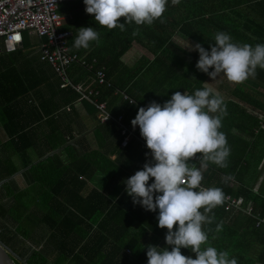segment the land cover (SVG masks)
Masks as SVG:
<instances>
[{
	"label": "trees",
	"instance_id": "16d2710c",
	"mask_svg": "<svg viewBox=\"0 0 264 264\" xmlns=\"http://www.w3.org/2000/svg\"><path fill=\"white\" fill-rule=\"evenodd\" d=\"M261 10H263L261 18H264V0H180V3L176 5L167 4V10L161 17L163 23L161 19H157L151 25H136L135 22L125 24L124 31L118 27L111 30L105 27L100 30L106 32L103 37L100 36L98 41H92L87 49L81 47V51H88L86 53L89 55L76 52L93 64V68L88 70L81 65L76 66L82 71L84 82L80 81V77L73 76L71 71H69L70 78L75 84L83 83L84 87L92 90V100L107 103V110L113 117L118 119L122 116L121 124L133 132L138 142L145 144L146 141L140 131L136 132L126 123L127 112L124 116L123 110L119 108L120 104L117 103L114 106L109 97L114 93L121 95L119 91H122V94H126L134 103L141 105L144 99H141L139 93L135 91L140 88L139 84L152 85L155 81L158 83L163 80L166 83L168 79L181 83L184 90L194 94L196 90L205 87L209 75L194 67L193 63L199 60L198 51L188 55L187 59L179 55L174 48L175 51L164 53L163 66L167 67L166 70L146 72L130 70L124 64L122 65L120 59L124 53L136 41L147 45L156 53L160 49L166 50L169 44L181 49L173 39L177 33L182 34L193 45L201 44L209 52L211 46H214L215 35L218 32L229 34L236 44H249L253 47L257 44H264V22L249 13L252 11L260 16ZM172 17L174 20H169ZM120 22L124 23V19L121 18ZM65 28L73 30L75 24L71 22ZM74 32H76L75 29ZM28 50V46L24 45L14 53L4 52L0 56V125L9 135V142L15 143L16 148H18V140L26 142L22 146L23 154L32 145L29 137L32 126L44 118H51V111H53L52 109L51 111L45 110L41 103L37 108H25V110L22 103L26 98L36 90L40 92L44 87L48 92L52 90L62 93L69 92L73 100L80 99L76 92L61 89L52 68L40 61V55L36 58L33 54L27 53ZM170 63L172 65L169 69ZM177 65L182 70H178ZM118 66L121 67L122 73ZM173 67L176 70H173ZM46 69H50L52 73H48ZM100 70L107 74L105 85L94 82ZM209 71L213 69L210 68ZM256 72L255 78L250 77L245 82L239 83L234 89L232 98L225 102L227 115L222 118L220 131L225 133L227 140L245 143V147L239 148H247V150H236L235 153L229 155L227 165H231L236 172L240 169L243 156L246 153L247 158L253 155L252 145L243 140L242 134L249 137L255 134L254 130L249 129L251 122L254 124L253 128L259 131L258 133H264L261 129V123H264V69L258 67ZM131 81L133 84L127 86ZM165 90L171 92L170 87H166ZM126 102L129 104V100ZM65 103L68 101L65 100ZM86 103L90 102L86 100ZM249 105L253 106V110L250 111ZM92 107V112L97 113L95 106ZM253 112L256 113L253 114ZM108 124H115L120 129V125L116 122ZM64 144L66 140L62 139L51 149H57L59 145ZM29 164L31 161L28 158L25 166ZM209 164L214 166V163ZM215 167L221 172H227L226 167L218 165ZM41 169L47 173L46 177L44 173H40ZM27 172L29 173L25 177L26 187L18 189L15 186L17 190H9L4 196L5 202L0 204V219L3 223L6 221L15 225V229L4 225L0 229V240L27 264H148L147 238L153 243L152 246L169 247L171 250L165 239L168 230L158 226V209L153 217L151 211L142 212L139 209L127 207L125 204L127 200L133 202V199L128 194H124L115 205L110 204L111 200L105 199L107 204L104 211L100 209L94 214L89 209H85L86 202L90 200L82 197L80 199L67 198L66 189L69 182L63 165L57 167L53 164L52 166L48 160L39 162ZM222 189L232 194L234 191L233 188ZM240 190L242 194L248 191L247 197L254 201L258 209L264 211V204L257 200L250 189L241 187ZM141 208L146 210L142 206ZM201 211L203 212V209ZM226 214L224 205L207 213L208 216L213 217V222L203 226L208 232L209 240L206 245H202V249L213 246L218 251H228L230 258L237 259V264H264V254L256 248L264 249V227L257 228L253 218L241 213L236 219L237 226L240 225L239 228L243 232L234 237V233L229 232L222 224ZM27 221L31 225H28ZM23 224L27 225V229L23 228ZM36 225L39 227L33 231L32 228ZM217 225H222L221 231H216ZM228 239H230L229 242H227ZM23 240H29L38 247L43 246V249L31 250L30 256L25 257L14 247ZM255 241L259 244L251 245V242ZM127 250H130V253H127ZM181 252L185 256L195 258V253L189 248H182ZM16 264L21 263L16 261Z\"/></svg>",
	"mask_w": 264,
	"mask_h": 264
},
{
	"label": "clouds",
	"instance_id": "9594fccd",
	"mask_svg": "<svg viewBox=\"0 0 264 264\" xmlns=\"http://www.w3.org/2000/svg\"><path fill=\"white\" fill-rule=\"evenodd\" d=\"M83 2L86 12L94 16L99 26L109 30L118 27L121 31L125 30V24L132 22L153 24L161 19L168 4V0ZM179 3L180 0H172L173 5ZM121 18L124 23L120 22ZM98 39L95 28L81 27L74 46L87 49L90 42ZM188 48L199 52L196 67L212 80L223 73L228 81L239 84L250 77L255 78L258 67L264 69V44L254 47L236 44L225 32L216 33L210 52L199 43ZM210 68L213 71L210 72ZM207 85L205 83V87L194 94L176 91L163 105L152 101L146 108L140 107L131 121L133 128L139 126L154 163H146L142 170L125 181L126 192L134 204H140L148 211L159 210L158 226L168 230L165 239L171 248L149 245L148 264H237V259L230 258L228 251H218L213 246L202 249L209 240L203 226L213 222V217L207 213L225 201L221 188L202 184L203 172L210 162L227 167L230 155L226 135L220 131L222 118L227 115L226 104L220 93ZM99 122L104 125L100 118ZM198 155L201 157L199 166L192 162ZM150 179L154 181L151 184ZM224 179L226 182L227 178ZM236 197L249 203L245 197ZM221 230L222 225H217L216 231ZM182 248L191 249L195 258L183 255Z\"/></svg>",
	"mask_w": 264,
	"mask_h": 264
},
{
	"label": "crops",
	"instance_id": "0c3cea01",
	"mask_svg": "<svg viewBox=\"0 0 264 264\" xmlns=\"http://www.w3.org/2000/svg\"><path fill=\"white\" fill-rule=\"evenodd\" d=\"M168 4L173 5L171 0L168 1ZM59 11L66 18L64 27H66L71 22L75 24V28H73V30H70L72 32V36L70 38V47L71 51H74L73 53L88 52H84L83 50L81 51V48H76L74 46L75 38L78 35L79 28L93 27L98 31L99 37H103L104 34H106V32L100 31L105 27L99 26L95 22L94 16L86 12V5L84 4L83 0H60ZM262 11L263 10H261L260 16H257V14L252 11H250L249 13L251 14V16L253 14V16L258 18L261 22H264V18H261L263 13ZM169 20L174 19L172 17ZM74 29L76 30V32H74ZM100 33L103 34L100 35ZM30 39V36L26 37L24 43L19 47V49L23 48L24 45L28 46V42ZM173 39H175L176 44L180 45L181 49L174 47L173 44H169L166 50L162 51L160 49L156 53L152 51L151 48L147 45L136 41L133 46L124 53L120 61L122 65L124 64L125 67L129 68L130 70H136L138 72H146L150 70L164 71L167 69V67L163 66V61H165V52H171V50L175 51L176 49L179 55H182L183 58L185 56L187 59L189 58L188 55L196 52L195 50H190L188 48L190 45L194 46L195 44H191L188 39L183 37L182 34L177 33ZM37 40L39 41L38 49L34 52H30L28 50L27 53H31L36 58H39L41 43H43L44 40ZM90 45L91 42L89 44V47ZM193 64L194 67H196L197 63L194 62ZM171 65L172 63L169 64V69L171 68ZM76 66L77 65H75L70 70L71 74H73V76L76 75V77L78 78L80 77V81L84 82L82 78V71ZM118 67V69L122 73L123 71L121 67ZM172 69L176 70L175 67H173ZM46 70L48 71V73H52L50 69ZM178 70H182V68L179 66ZM94 82L96 83V80ZM206 83H208L207 86L213 87L220 93V95L224 99V102L229 101L232 98L234 89L238 85L237 83L228 81L223 73H221L214 80V83L212 82V78L209 76V78L206 80ZM132 84L133 83L131 81L127 86H131ZM223 84L225 86L230 85L231 87H233V89L229 88V90L232 89L231 92L229 90L226 91ZM139 86L140 88L136 89L135 91L139 93L141 99H144L141 105L145 108L152 101H156L157 103L163 105L166 101L171 99V96L176 91H180L181 93L187 92L188 94H190L187 90L183 89L181 83L170 79H168L166 83L165 80H163L162 82L159 81L158 83L155 81L152 85L148 83H141L139 84ZM166 87H170L171 92H167L165 90ZM119 92L121 93V95L114 93L109 97V100L111 101V103H114V106L117 103L120 104L119 108L123 110L122 114L127 112V116H125L124 114V116L126 117L125 121L129 126L133 128L131 121L136 117L141 105L138 103H129V105L123 97V92ZM65 100H67L68 103H65ZM39 103L44 105L45 110H53L51 111L52 117L48 119L44 118L43 120L32 126L29 136L32 145L26 150L28 152L29 149L33 148L38 140L48 144L49 148L45 151L44 154L36 155V159H32V156L29 160L31 161V163L38 161L39 159H43L48 154H51L58 149L64 148L63 151L57 153L56 155H61L62 161L64 162L63 168L67 172V181L69 182L66 189L67 198L80 199L82 197L85 200H90L89 202H86L87 204H85V209H89L90 212L95 214L96 212H99L100 209L103 212L105 209V205L107 204V199L112 201L110 204H117L121 196L127 194L125 181L132 175H134L138 170H142L146 163H154V160L151 156V151L147 148L146 142H144L145 144H142L137 140H132L126 147H123V137L119 127L115 124H100L97 113L95 111H93L95 114L92 112V106H95L92 102L89 103L90 105L87 104L86 101L78 102L73 100L72 95L69 92L62 93L56 90L55 92L53 90L51 92H48L43 87L41 88L40 92L36 90V92H33L32 95L26 98V100L22 103V106L24 107V109H33L39 107ZM248 107L250 108V111L253 110L252 105H249ZM249 113L252 114V112ZM255 113L256 112H253V114ZM253 126L254 124L253 122H251L249 125V129L254 130V135L252 134L249 137L248 135L242 134L243 140L248 141L249 145H252L253 155H250L249 158H247L246 153L245 156H243V162L241 163L240 169H238L237 172L236 170H233V167L231 165H227V172H221L215 167L217 166L216 164H214V166L213 164H209L207 170L203 172L204 179L202 181V184L208 187H219L221 189L233 188V195L235 193L236 196L245 197V199L252 204L255 213L264 214V211L258 209L254 204V201L247 197L248 191L243 192L245 194L240 193V191H242L240 190L241 187L250 189L252 194L257 197V200L264 204V133H258L259 131H257L256 128H253ZM261 129L264 132V123H261ZM133 130L139 132V126H136L135 128H133ZM56 131L58 133H56ZM90 132L93 133H91L87 137L80 139L78 142L76 141L75 144H70L71 142H74L78 138H81L82 136ZM2 133L6 134L3 128ZM234 134L236 133L234 132ZM5 136H7L8 139L3 143L4 145H11L13 149L15 148L14 150L16 152H21V150L24 149L22 148L23 143H26L24 140H22L21 142L18 140V148H16L15 143H13V145L9 142V135L6 134ZM86 138L87 140L85 141ZM62 139L66 140V144L59 145V148L57 149H51L54 148L53 145L56 146L57 142L61 141ZM14 140H16L15 137ZM227 143L230 148V155L235 153L236 150H247V148H239L245 147V143H239L238 141L233 142L230 140H227ZM54 156H51L43 161H48ZM229 157L227 158V163ZM53 164L54 163H51L52 166ZM56 166L59 167L60 164H56ZM197 166H199V164H197ZM224 178H227L226 182ZM152 182H154L153 179H150L149 184H151ZM125 204L127 205V207H132L133 209L136 208L142 212L147 211L142 209L140 205L133 204V202H131L130 200H127ZM225 212H227V214L226 217L222 220L223 226H225V228L229 232L234 233V237L241 234L243 230L239 228L240 225L237 226V215H239L240 217L241 213L246 215L248 214L246 212L243 213L242 211H227L226 209ZM150 213L154 217L157 212L151 211ZM147 241L149 245L153 244L151 243V240L149 238H147ZM229 241L230 239L227 240V242ZM256 241L251 242V245L255 244L257 246V244L259 243H257ZM240 242L243 243L242 239H240ZM256 248L260 250L262 254H264L263 248ZM127 253H130V250H127Z\"/></svg>",
	"mask_w": 264,
	"mask_h": 264
},
{
	"label": "built area",
	"instance_id": "2783aa9c",
	"mask_svg": "<svg viewBox=\"0 0 264 264\" xmlns=\"http://www.w3.org/2000/svg\"><path fill=\"white\" fill-rule=\"evenodd\" d=\"M59 1L0 0V56L4 52L8 54L16 52L28 36L44 40L40 48V61L47 63L52 68L59 80L60 88L76 92L80 96L78 102L86 100L92 102L98 110L99 118L103 124L116 122L120 125L124 138L122 145L126 147L136 137L132 131L121 124L123 118L113 117L107 110V103L92 100L93 91L84 87L83 84H75L70 78L69 71L72 66L81 65L91 70L93 64L70 50L72 32L64 27L66 18L59 11ZM96 82H99L100 85L107 83L105 71H98ZM123 97L125 100H129L130 104H135L126 94H123ZM200 159L201 157L198 155L197 159L192 162L199 164ZM222 191L225 194L224 205L227 211L246 212L254 217L257 228L264 227V214L254 213L251 203L246 204L243 198Z\"/></svg>",
	"mask_w": 264,
	"mask_h": 264
},
{
	"label": "rangeland",
	"instance_id": "374dc122",
	"mask_svg": "<svg viewBox=\"0 0 264 264\" xmlns=\"http://www.w3.org/2000/svg\"><path fill=\"white\" fill-rule=\"evenodd\" d=\"M37 39L38 38L31 37V39L29 40L28 47H29L30 52H34L38 49L39 41ZM212 82L214 83V80H212ZM224 88L226 89V91H228L229 88L233 89V87H231L230 85H227V86L224 85ZM232 89H230L229 91L231 92ZM5 135L6 134L2 133V128L0 125V181L8 178L11 175H13L14 174L13 172L16 173V172L24 169L26 167L25 161L28 158L30 159L33 156L32 159H36L37 158L36 155L44 154L45 151L48 150V148H49L48 144L38 140L36 145L33 146V148L29 149L28 152L26 151L24 154H23V152H16L14 150L15 148L13 149L11 145L6 146L3 144L8 139L7 136H5ZM86 140H87V138L85 139V141ZM49 160H50V164L54 163V164L63 165V163H64L62 161L61 155H59V154L50 158ZM44 172L45 171L43 169H41L40 173L43 174ZM28 173L29 172L26 171V173L23 174L22 176H18L17 178L6 183L4 186L0 187V204H1V202H5L4 196H5V194H8L9 190H17L15 186H17L18 189H23L27 185L25 177ZM46 174L47 173H44L45 177H46ZM47 177L51 178V176H49V175H47ZM54 178H55V175H54ZM32 219H34V222H35V218H33V215H32ZM27 224L31 225V223H29L28 221H27ZM4 225H8L9 227L15 229V225L13 223L6 222V221H5V223H3V220L0 219V229L3 228ZM38 227L39 226H37V225L34 226V228H32L33 231L35 229H37ZM23 228L27 229V225L23 224ZM36 237L39 238L37 234H36ZM36 237H35V239H36ZM14 247H16L18 249V252L21 253L25 257L30 256V254L32 252L31 250H35L36 248H37V250L43 249V246L38 247L34 243H31V241H29V240H25V241L23 240L19 243V245H17V246L14 245Z\"/></svg>",
	"mask_w": 264,
	"mask_h": 264
},
{
	"label": "water",
	"instance_id": "95a60500",
	"mask_svg": "<svg viewBox=\"0 0 264 264\" xmlns=\"http://www.w3.org/2000/svg\"><path fill=\"white\" fill-rule=\"evenodd\" d=\"M94 132V131H93ZM90 132L88 134H85L84 136H82L81 138H78L77 140H75L74 142H71L70 144H75V142L79 141L80 139L87 137L88 135H90ZM64 148L56 150L55 152L48 154L47 156H45L43 159H39L38 161L32 162L31 164H29L28 166H26L24 169L14 173L13 175H11L10 177L0 181V187H2L3 185H5L6 183L10 182L11 180L17 178L18 176H21L24 174V172H26L27 170H29L32 166L37 165L39 162L48 159L51 156L56 155L57 153L63 151ZM17 262H20L21 264H27L25 261H23L17 254H15L13 252V250L8 247L7 245H5L3 242H1L0 240V264H16Z\"/></svg>",
	"mask_w": 264,
	"mask_h": 264
}]
</instances>
